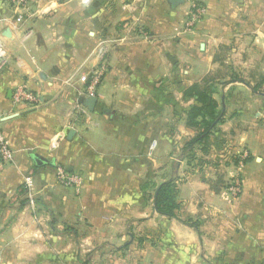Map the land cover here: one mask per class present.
I'll return each mask as SVG.
<instances>
[{"label": "crops", "instance_id": "0c3cea01", "mask_svg": "<svg viewBox=\"0 0 264 264\" xmlns=\"http://www.w3.org/2000/svg\"><path fill=\"white\" fill-rule=\"evenodd\" d=\"M193 5L205 14L185 31ZM235 38L264 53V0H0V131L14 152L0 163V264H264V128H225L199 161L182 156L195 135L184 90ZM101 68L91 96L80 76ZM21 86L35 106L13 104ZM168 179L180 219L141 190Z\"/></svg>", "mask_w": 264, "mask_h": 264}, {"label": "trees", "instance_id": "16d2710c", "mask_svg": "<svg viewBox=\"0 0 264 264\" xmlns=\"http://www.w3.org/2000/svg\"><path fill=\"white\" fill-rule=\"evenodd\" d=\"M213 77L207 74L201 81L195 82L184 90V98L192 99L194 102L187 109H182L185 124L192 129L195 135L190 138L184 145L182 156L196 159L199 153L207 155L211 150V138L218 130L219 124L224 121L226 110L223 111L221 98L224 93V103L229 95L223 92L224 87L236 81L250 84L242 78H234L225 80ZM253 92L258 89L255 86L251 87ZM264 96V93H261ZM202 158V156H201ZM143 192L148 191L149 196L154 199L155 209L157 212L168 218L180 219L177 216V211L180 209L178 202V183L175 179H168L164 182L147 181L141 184ZM185 224H192V220L187 218L183 220Z\"/></svg>", "mask_w": 264, "mask_h": 264}, {"label": "rangeland", "instance_id": "374dc122", "mask_svg": "<svg viewBox=\"0 0 264 264\" xmlns=\"http://www.w3.org/2000/svg\"><path fill=\"white\" fill-rule=\"evenodd\" d=\"M189 12L190 10L187 12V16H185L186 21L183 25L185 31L194 30L199 24V22H196L192 26L186 25L189 20ZM240 40L238 38H235L233 41L229 40V47L221 48L220 52H217V60L220 61L216 64L215 69L209 73L213 77L221 78L220 80L242 78L250 84V86H247L243 82L236 81L233 82L234 84L229 83L224 87V91L229 95V100L227 99L228 104L224 121L219 124L218 130H216L211 138V143L215 145H221L222 141L227 142L228 138L224 136L230 129L226 130L225 128H264V96L261 94L264 93V53H254L247 50L244 52L239 51V47L241 50L244 46L242 42H250L245 38L242 39V42ZM236 42L240 43L235 47ZM252 86H255L258 91L253 92ZM251 91L254 93L253 95H251ZM217 99L220 101L219 95ZM233 106H237L236 109H245L246 107L250 108V110L239 109L243 111L241 113H234V111L228 110V107L231 109ZM256 112L260 113L256 114ZM201 156L202 154L199 153L195 160L199 161ZM184 219L186 220L187 216Z\"/></svg>", "mask_w": 264, "mask_h": 264}, {"label": "built area", "instance_id": "2783aa9c", "mask_svg": "<svg viewBox=\"0 0 264 264\" xmlns=\"http://www.w3.org/2000/svg\"><path fill=\"white\" fill-rule=\"evenodd\" d=\"M12 6L17 9L21 10L27 3V0H7ZM189 20L187 21V26H192L196 22H199L204 14L205 8L200 5H193L192 9L189 12ZM23 20V16L20 13L19 16L15 18L16 23H21ZM190 28V27H188ZM101 53L103 49L100 50ZM104 69H96L91 70L80 76V81L84 83L87 87L88 93L91 96L95 95V90L99 85L101 78L104 74ZM13 104L15 106H27L32 107L35 106L38 102V97L35 95L31 90L27 89L26 87H19L15 90L12 98ZM154 145V144H153ZM14 162V152L11 148V144L3 131H0V163L7 164ZM58 182L67 187H72L75 189H79L81 187L82 178L77 174L70 173L64 167H58ZM26 186L28 188L33 187L32 178L28 177L26 179ZM32 203L33 200L31 199Z\"/></svg>", "mask_w": 264, "mask_h": 264}, {"label": "water", "instance_id": "95a60500", "mask_svg": "<svg viewBox=\"0 0 264 264\" xmlns=\"http://www.w3.org/2000/svg\"><path fill=\"white\" fill-rule=\"evenodd\" d=\"M183 0H170V2H171V4H173L174 6L175 5H177V4H179V3H181ZM223 99H224V97H223ZM96 101V97H92L91 98V102H90V104H93L94 102ZM225 110V103L223 102V111ZM16 115V114H15ZM15 115H12V116H9V117H6V118H3L2 120H6V119H8V118H11V117H13V116H15ZM36 162L38 163V164H41V163H43V162H45L46 161V159L45 158H43L42 156H39V155H36Z\"/></svg>", "mask_w": 264, "mask_h": 264}]
</instances>
